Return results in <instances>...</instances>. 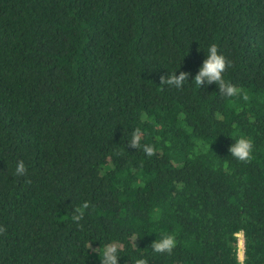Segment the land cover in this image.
Masks as SVG:
<instances>
[{
  "label": "trees",
  "instance_id": "obj_1",
  "mask_svg": "<svg viewBox=\"0 0 264 264\" xmlns=\"http://www.w3.org/2000/svg\"><path fill=\"white\" fill-rule=\"evenodd\" d=\"M213 43L236 96L194 81ZM108 247L117 264H264V0H0V264Z\"/></svg>",
  "mask_w": 264,
  "mask_h": 264
},
{
  "label": "clouds",
  "instance_id": "obj_2",
  "mask_svg": "<svg viewBox=\"0 0 264 264\" xmlns=\"http://www.w3.org/2000/svg\"><path fill=\"white\" fill-rule=\"evenodd\" d=\"M207 58L203 61V65L196 75L194 81L200 86L206 79L207 82H216L219 84L221 91L227 96H236L239 93V89L230 83H227L223 79V73L228 65L226 58L218 52L216 44H211L206 53ZM187 78L186 74H181L179 77L175 76V72L168 77L167 83L169 85L174 84L180 87L183 81ZM140 142V134L137 132L132 140V145L137 146ZM144 151L147 155L151 156L153 148L151 146H145ZM253 142L250 138L240 136L230 146L231 156L239 161H248L252 157ZM26 172L25 164L20 161L15 168L16 175H23ZM177 244L175 234L162 235L160 239H155V242L151 245V248L156 253H171ZM118 254L115 247L105 248L102 252L101 262L102 264H117ZM143 264V262H141Z\"/></svg>",
  "mask_w": 264,
  "mask_h": 264
},
{
  "label": "rangeland",
  "instance_id": "obj_3",
  "mask_svg": "<svg viewBox=\"0 0 264 264\" xmlns=\"http://www.w3.org/2000/svg\"><path fill=\"white\" fill-rule=\"evenodd\" d=\"M241 242L243 243V237H242V234H239L238 235V259L240 260V261H242L243 260V252H242V254H241V252H240V249H241ZM244 250V249H243Z\"/></svg>",
  "mask_w": 264,
  "mask_h": 264
},
{
  "label": "bare ground",
  "instance_id": "obj_4",
  "mask_svg": "<svg viewBox=\"0 0 264 264\" xmlns=\"http://www.w3.org/2000/svg\"><path fill=\"white\" fill-rule=\"evenodd\" d=\"M241 249H240V252H241V254H242V252H243V243L241 242ZM241 262V261H240Z\"/></svg>",
  "mask_w": 264,
  "mask_h": 264
}]
</instances>
